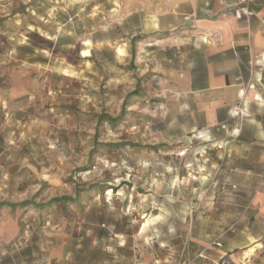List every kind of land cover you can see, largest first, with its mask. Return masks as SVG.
Segmentation results:
<instances>
[{"label": "rangeland", "instance_id": "1", "mask_svg": "<svg viewBox=\"0 0 264 264\" xmlns=\"http://www.w3.org/2000/svg\"><path fill=\"white\" fill-rule=\"evenodd\" d=\"M168 1L0 4L6 264H56L53 251L96 228L123 231L128 252L144 250L148 264H264V249L242 247L252 227L264 233L247 186L264 173L240 175L217 127L204 141L185 92L190 26L154 27ZM124 109L117 125L98 123ZM62 196L76 201L50 203ZM30 200L46 205L22 204Z\"/></svg>", "mask_w": 264, "mask_h": 264}, {"label": "crops", "instance_id": "2", "mask_svg": "<svg viewBox=\"0 0 264 264\" xmlns=\"http://www.w3.org/2000/svg\"><path fill=\"white\" fill-rule=\"evenodd\" d=\"M8 1L0 0V4ZM154 16L156 29L168 31L184 21L190 26L183 31L186 45H191L183 71L190 80L185 92L199 115L200 132L210 137L204 141H212L217 127L220 152L232 144L229 155L239 161L235 169L240 175L251 180V173L263 174L264 0H169L167 10H158ZM247 186L252 205L264 217V183ZM255 228L249 229L242 246L246 255L264 249V233ZM3 232L1 239L7 238ZM85 234V241L78 234L71 247L53 251L54 263L148 264L151 260L142 249L128 252L121 230L96 228ZM99 240L103 245H98ZM2 249L0 264H6Z\"/></svg>", "mask_w": 264, "mask_h": 264}, {"label": "trees", "instance_id": "3", "mask_svg": "<svg viewBox=\"0 0 264 264\" xmlns=\"http://www.w3.org/2000/svg\"><path fill=\"white\" fill-rule=\"evenodd\" d=\"M125 109L122 111V113L116 117L111 116L110 114H106V113H102L100 114L99 118H98V123H103V122H110L112 125H117L124 117L125 115ZM2 151V147L0 145V153ZM61 201H76V198H73L72 196H62V197H56L53 198L52 200H50V203L53 202H61ZM23 205L27 206V205H33L36 208H41L43 206H45L46 204H42V203H36L35 201H24L22 203Z\"/></svg>", "mask_w": 264, "mask_h": 264}, {"label": "bare ground", "instance_id": "4", "mask_svg": "<svg viewBox=\"0 0 264 264\" xmlns=\"http://www.w3.org/2000/svg\"><path fill=\"white\" fill-rule=\"evenodd\" d=\"M118 52H119L120 55H122L124 50L121 47H118ZM64 74L72 76L74 74V71H72L70 69H65L64 70ZM156 217H159V216H156ZM149 222H150V220L147 221L146 226L150 224Z\"/></svg>", "mask_w": 264, "mask_h": 264}, {"label": "built area", "instance_id": "5", "mask_svg": "<svg viewBox=\"0 0 264 264\" xmlns=\"http://www.w3.org/2000/svg\"><path fill=\"white\" fill-rule=\"evenodd\" d=\"M187 150H182V152L179 153L180 156H184L186 154Z\"/></svg>", "mask_w": 264, "mask_h": 264}]
</instances>
